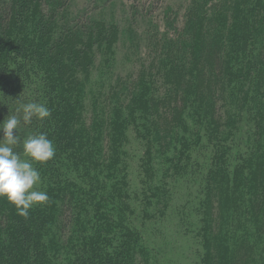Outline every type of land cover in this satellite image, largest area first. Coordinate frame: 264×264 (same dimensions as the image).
Masks as SVG:
<instances>
[{
	"label": "trees",
	"instance_id": "16d2710c",
	"mask_svg": "<svg viewBox=\"0 0 264 264\" xmlns=\"http://www.w3.org/2000/svg\"><path fill=\"white\" fill-rule=\"evenodd\" d=\"M69 2L0 0V121L14 114L21 102L45 103L51 110L50 117L42 122L34 118L31 125L23 126L20 135L23 139L30 133L43 131L56 147L52 160L34 165L41 175L38 190L47 192L49 203L34 205L25 218L17 214L13 204L0 198V264L151 263L142 234L130 226L134 211L129 206V153L124 145L130 130L144 146L140 162L144 174L137 173V177L152 197L146 204H154L160 214L167 204V179L178 177V182H186V177L196 168L204 169L199 165L200 159L210 162L201 180L205 182L208 198L203 200L206 217L199 230L206 245L203 257L206 260L212 239L218 237L211 231L210 198L217 197L225 223L217 230L223 235L221 243L230 235L233 224L248 232V223L252 224L256 218L254 214L261 219L260 203L245 196L252 193L245 191L242 184L257 170L264 173V94L256 85L259 59L248 50L255 37V14L264 7V0H243L246 9L238 15L236 26L229 34L222 31L220 19L212 18L206 21L212 32L202 37L194 27L182 31L179 40L187 35L183 41L188 46L178 48V57L184 49L203 57L199 69L205 71L204 76L210 72L216 81L224 82L229 103L235 108L222 121L213 118L214 105L207 102L204 92L211 77L204 80L202 93L196 99L186 92L190 81H182L178 91L185 97L182 103L178 97V105L184 106L178 136L166 142L165 151L157 149L161 155H157L156 169L149 166L153 160L150 148L151 144L161 143L162 136L158 123L146 113L148 97L142 94L134 103L130 101L126 116L120 114L124 100H113L109 93L111 83L103 91L93 92L111 81L104 74L110 66H105L99 79L78 76L88 73L85 69L92 67L97 53L117 28L111 23H98L93 16L80 24L79 14L65 23L62 13L67 11L66 16H70ZM197 21L201 29L203 20L198 17ZM207 26L204 30L208 32ZM188 34L196 37L194 47ZM72 40L80 44L76 50L68 47ZM88 54L90 60L85 58ZM198 64L193 61L191 66L198 70ZM251 87L252 97L248 94ZM89 91L91 94L87 95ZM249 113H253L251 123L247 121ZM88 114L92 116L89 121L92 124L87 121ZM242 116L248 126L245 131L239 126ZM105 117L110 126L107 155H104V134L97 126L103 124ZM214 121H221L218 128ZM241 134L244 148L238 143ZM190 166L192 173H188ZM251 186H257L256 182ZM139 200L144 204V198ZM235 234H239L236 229ZM220 264L229 262L224 260Z\"/></svg>",
	"mask_w": 264,
	"mask_h": 264
},
{
	"label": "rangeland",
	"instance_id": "374dc122",
	"mask_svg": "<svg viewBox=\"0 0 264 264\" xmlns=\"http://www.w3.org/2000/svg\"><path fill=\"white\" fill-rule=\"evenodd\" d=\"M245 9L246 4L243 0H70L68 7L70 16H66L67 11L62 13L65 23L75 19L79 14L80 24L85 18L93 16L96 22L111 23V26L114 25L117 28V32L111 33L109 42L97 53V57L91 63L92 67L85 69L88 73H80L78 76L99 79L105 66H110L109 71L104 74H107L111 81L103 83L100 89L95 88L93 92L103 91L106 84L111 83L113 89L111 88L109 93L112 94L113 100L120 98L124 100L125 105L120 114L126 116H129L126 106L130 101L134 103V99L142 94L148 97L149 108L146 109V113L158 123L159 134L162 136L161 143L151 144L150 152L153 160L149 166L152 165L156 169L157 155H161L157 149L165 151L168 148L166 142L171 137L176 139L178 136L179 117L181 118L184 107L178 105L180 100L178 97H181V103L185 97L179 93L181 91H178L182 81H190L186 92L189 97L193 96L196 99L195 96L202 93L204 80L211 77L210 82L205 84L204 92L207 102L214 105L212 117L222 121L233 112L235 107L229 103L224 82L216 81L210 72L204 76L205 71L199 69L204 58L197 56V53L189 49H184L178 57V48L188 46L183 41L187 35H184L182 40L179 39L182 31L185 32L192 27L197 28L199 37L211 33L212 29L206 25L209 19H220L222 31L229 34L230 30L236 26L238 15ZM198 17L203 20L201 29L197 26ZM263 19L264 7L255 14L254 42L248 47L249 52H254L259 59L256 85L262 94H264ZM194 22L196 23L193 24ZM206 26L208 32L204 30ZM215 33L217 31L213 34ZM189 37L193 39L189 43L192 44L191 47H194L196 37L194 34ZM79 45L72 40L68 47L76 50ZM107 54L110 58L105 60L108 57ZM85 58L90 60L91 54ZM193 61L199 63L198 70L191 66ZM251 90L252 87L248 90L250 97L254 94ZM90 92L87 95L91 94ZM249 103L254 107L251 100ZM252 116L253 113L248 114V123L252 122ZM90 120L92 116L88 114V123ZM221 121L219 123L214 121L217 128ZM246 123L245 116L240 117L239 126L244 127L243 131L248 128L247 125L245 126ZM97 126L105 136H103V146L104 155H107L110 149L108 137L110 126L106 117L103 124ZM129 135L124 145H127L126 150L129 153L127 156L131 193L129 206L134 211L130 217V226L135 227L142 234L143 242L149 248L152 264H220L224 260H227L229 264H264V173L262 170H257L250 178H245L242 184L245 191L252 193H247L245 196L252 202L260 203L261 219L254 214L256 218H253L252 224L248 223V232L241 229V226L233 224L230 228L231 233L224 243L219 242L223 235L217 230L223 228L225 223H222V212L218 209L217 197L210 198L212 205L209 213L210 221L213 222L211 231L213 230L214 236L218 237L212 239L210 254L204 260L206 245H203V236L200 235L199 230L206 217L203 200L207 197L205 182L202 183L201 180L210 167V162H207L205 158L200 159L199 165H202L204 169L196 168L194 173L190 166L188 173L192 174L186 177V182H178V177L174 180L167 179L169 189L167 204L164 206V213L160 214L154 204H146L147 199L152 200V197L137 177V173H142L140 162L144 146L135 138L131 130ZM239 137H242L238 142L239 146L244 148L242 134ZM137 150L140 156L139 163L135 156ZM232 165L234 168V163ZM147 177L154 178L148 175ZM155 179L160 178L155 176ZM254 182L257 186H251ZM137 187L138 189L135 190ZM138 197L145 199L144 204L140 203ZM235 229L239 234H235ZM224 251L228 254H222Z\"/></svg>",
	"mask_w": 264,
	"mask_h": 264
},
{
	"label": "clouds",
	"instance_id": "9594fccd",
	"mask_svg": "<svg viewBox=\"0 0 264 264\" xmlns=\"http://www.w3.org/2000/svg\"><path fill=\"white\" fill-rule=\"evenodd\" d=\"M50 115L45 103L31 100L21 102L14 114L0 121V198L13 204L17 214L25 218L34 205L49 203L47 192L38 190L41 175L34 165L52 160L56 147L46 132L30 133L23 139L20 132L34 118L42 122Z\"/></svg>",
	"mask_w": 264,
	"mask_h": 264
}]
</instances>
